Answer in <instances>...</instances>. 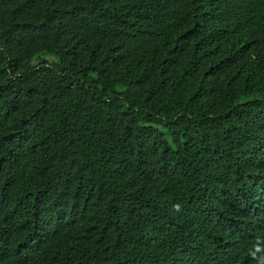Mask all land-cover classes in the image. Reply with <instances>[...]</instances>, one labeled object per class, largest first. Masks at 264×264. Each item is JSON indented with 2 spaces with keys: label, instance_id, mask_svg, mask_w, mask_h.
<instances>
[{
  "label": "trees",
  "instance_id": "16d2710c",
  "mask_svg": "<svg viewBox=\"0 0 264 264\" xmlns=\"http://www.w3.org/2000/svg\"><path fill=\"white\" fill-rule=\"evenodd\" d=\"M0 264H264V0H0Z\"/></svg>",
  "mask_w": 264,
  "mask_h": 264
},
{
  "label": "clouds",
  "instance_id": "9594fccd",
  "mask_svg": "<svg viewBox=\"0 0 264 264\" xmlns=\"http://www.w3.org/2000/svg\"><path fill=\"white\" fill-rule=\"evenodd\" d=\"M173 208H174L177 212H179V211L181 210V206H180L179 204H175V205H173ZM253 256H254V254H253Z\"/></svg>",
  "mask_w": 264,
  "mask_h": 264
}]
</instances>
